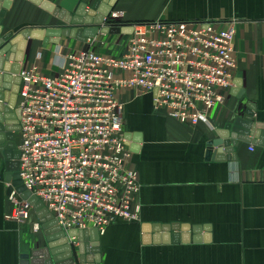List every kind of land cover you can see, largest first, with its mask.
I'll return each mask as SVG.
<instances>
[{"label":"crops","instance_id":"1","mask_svg":"<svg viewBox=\"0 0 264 264\" xmlns=\"http://www.w3.org/2000/svg\"><path fill=\"white\" fill-rule=\"evenodd\" d=\"M43 1L73 13L79 4L88 9L96 0ZM158 19L234 22V80L240 75L244 94L239 100L230 95L231 89L224 104L210 112L209 124L186 125L155 112L151 95L118 93L124 104V134L141 135L131 158L138 173L141 209L138 221L115 222L99 236V264H264V149L253 146L251 152L249 145L238 143L235 161L220 164L205 157L214 130L241 115L247 102L256 107L254 121L264 124V0H117L107 23ZM62 25L28 0H12L1 35ZM119 40L120 36L100 34L85 43L61 38L57 46L45 49L41 41L28 40L20 67L34 64L52 75L58 69L57 54L82 49L102 52L99 48L113 49ZM126 145L130 150L133 143ZM4 171L0 154V264H20L22 254L45 246L47 234L43 230L32 234L29 224L5 219L11 205ZM173 223L209 227L210 232L202 231L200 237L209 234L210 241L143 242V227Z\"/></svg>","mask_w":264,"mask_h":264},{"label":"built area","instance_id":"2","mask_svg":"<svg viewBox=\"0 0 264 264\" xmlns=\"http://www.w3.org/2000/svg\"><path fill=\"white\" fill-rule=\"evenodd\" d=\"M115 26L132 28L115 43L117 55L82 49L57 54L52 75L34 64L18 74L17 173L55 221V232L96 229L100 236L115 222L139 220L140 184L118 93L151 95L155 112L197 125L209 124L210 112L234 87V22L158 19ZM5 185L11 188L5 219L42 232L32 206ZM68 243L76 249V239Z\"/></svg>","mask_w":264,"mask_h":264},{"label":"water","instance_id":"3","mask_svg":"<svg viewBox=\"0 0 264 264\" xmlns=\"http://www.w3.org/2000/svg\"><path fill=\"white\" fill-rule=\"evenodd\" d=\"M12 0H0V154L5 160L4 181L15 188L20 198L32 206L35 216L38 219L42 230L47 234L45 246L30 250L21 255L20 264H99V234L96 229L85 231H70L67 234L55 232V221L43 206L25 191L21 184L18 170V152L15 146V134L19 131L20 109L16 106L17 93L20 79L18 74L21 70L20 64L23 61L27 49L28 40L42 42V48L49 45L57 46L61 38L72 39L81 43L94 39L97 35L105 36H129L132 33L131 27H107L105 21L110 16L117 0H96L87 9L86 4H79L73 13L56 8L52 3L43 0H28L42 11L58 19L63 25L46 29H23L17 34L7 32L1 35L2 21L6 12L11 6ZM230 95L241 99L244 92L241 89L242 82L240 75ZM256 107L247 102L244 111L223 128L214 130V138L206 144V160L216 163L235 161L234 148L238 143L255 146L264 149V124L254 121ZM125 140L132 141L130 151L134 154L138 151V144L141 142V135L125 134ZM11 193L8 188L6 194ZM202 231L210 232L209 227H189L178 223L166 225H153L143 227V242L153 244H179L207 243L210 235L201 239ZM152 233V238L149 233ZM193 235L191 238V234ZM74 238L77 247L74 249L68 239Z\"/></svg>","mask_w":264,"mask_h":264},{"label":"rangeland","instance_id":"4","mask_svg":"<svg viewBox=\"0 0 264 264\" xmlns=\"http://www.w3.org/2000/svg\"><path fill=\"white\" fill-rule=\"evenodd\" d=\"M113 26H115V24H112V26L111 27H113ZM99 49H102V50H104V51H102V52H106V53H113V55H117L118 54V52L120 51V48L119 47H114L113 49H106L105 47L104 48H99ZM106 49V50H105ZM50 53H54V49H53V51H51ZM54 70V69H53ZM34 215H35V213H34ZM33 215V216H34Z\"/></svg>","mask_w":264,"mask_h":264},{"label":"trees","instance_id":"5","mask_svg":"<svg viewBox=\"0 0 264 264\" xmlns=\"http://www.w3.org/2000/svg\"><path fill=\"white\" fill-rule=\"evenodd\" d=\"M109 24H116V25H118V23H113V22H109ZM123 37H121V39H122Z\"/></svg>","mask_w":264,"mask_h":264}]
</instances>
